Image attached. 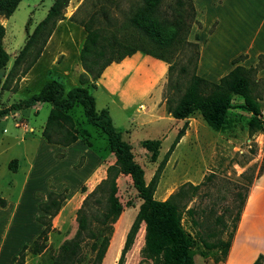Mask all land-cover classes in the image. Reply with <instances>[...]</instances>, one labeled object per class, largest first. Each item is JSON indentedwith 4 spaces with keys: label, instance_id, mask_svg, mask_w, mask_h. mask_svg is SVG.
Listing matches in <instances>:
<instances>
[{
    "label": "rangeland",
    "instance_id": "obj_1",
    "mask_svg": "<svg viewBox=\"0 0 264 264\" xmlns=\"http://www.w3.org/2000/svg\"><path fill=\"white\" fill-rule=\"evenodd\" d=\"M139 1L68 0L67 6L62 9L65 17L55 23L51 34L54 35L51 45L33 67L27 81H22L26 76V74L22 75V70L27 64V60H23L6 80L5 86L0 87V110L38 93L46 81L55 79L58 68L56 65H51V55L55 51L57 53L63 51L69 55L63 60L66 66L75 62L77 48L80 44L82 45L86 35L84 28L80 25L81 20L88 19L94 11L97 12L99 21L106 20L101 14V9H104L109 12L110 21H116L117 25L123 26L126 23L125 15L129 7L136 6ZM174 1L163 0V7L169 9L174 6ZM53 2L54 0H20L12 14L0 16V22L5 29L2 44L9 55L6 66L0 70L2 81L6 79L28 35L46 16ZM202 17L206 19L207 15L204 14ZM193 25L188 33L190 41H195L193 35L190 37ZM173 57L176 59L175 74H178L180 64L185 60L181 58L180 50L175 51ZM58 59L59 62L62 61V58ZM142 65L149 69V73L145 72L144 76L139 75L135 82L129 80L131 84L141 83L147 89L150 84L154 85V80L159 77V71L151 70L147 62ZM191 68L192 66L189 65L188 70ZM90 79L89 77V81ZM126 81L127 79L123 82ZM166 82L167 76L162 88L163 102ZM184 83L185 80L182 81L180 91L176 92V98L183 92ZM63 85L65 91L72 87L69 81H65ZM172 91L169 90V93ZM101 96L103 100L111 101L106 95L98 93V106L102 104ZM135 99L137 102L128 111L130 113L134 112L139 103H145L141 95ZM113 101H117V96L113 97ZM232 101L233 107L229 112L233 123L227 130L219 132L233 143L228 149L222 151L223 154L214 152L213 137H216L217 133L207 125L199 113H195L188 119V122L192 123L188 140L180 144L177 142L173 147L175 130L166 132L163 135L164 138H161L162 131L153 132L154 134H146L142 130L122 133L123 139L132 147L134 159L144 169L146 182L151 180L159 163L172 147L160 172L154 197L160 200L171 197L182 207L181 224L190 244V256L194 264H211L207 260V254L195 243L196 237H199V231H203L205 235L214 231L215 235L209 237V240L224 242L230 240L236 217L243 209L254 176L258 169L264 168V138L259 136L263 132L250 127V113L239 107L242 97L234 95ZM115 106L111 103L109 107L115 125L119 126L123 113L118 112ZM78 107L80 109H72L71 115L75 120L79 138L67 150L64 147L57 149L55 145L47 143L41 135L51 109L50 103L39 102L27 109L11 110L0 114V195L7 197L14 195L12 193L14 189L10 185V181H13L12 176L17 181L22 179L21 174L14 175L7 169L6 163L17 157L24 158V164L29 165L27 190L28 188L30 191L42 190L48 187L56 192L65 191L61 210L52 220L55 227L48 235L46 249L36 257L35 264H52V254L65 239L71 238L77 229L76 211L83 198L104 178L101 176L102 170L106 172V166L115 160L114 154L109 150L106 136L97 127L87 123L81 112L82 107ZM259 118L262 120V116ZM180 128L181 126L178 130ZM155 137L161 138V148L157 160L152 162L150 153L141 146V141ZM37 195L42 199L46 198L44 193L38 192ZM117 196L123 209L117 220L112 223V232L107 233L109 244L101 264L118 263L127 232L142 203L127 175H119L117 178ZM26 198H29L28 193L25 194L19 207V212L23 215L27 214L25 201L28 199ZM28 207H31V203ZM188 208L193 210V218L199 223L198 228L192 224L187 215ZM144 232L145 225L142 223L122 264H152V261L144 258L142 253ZM254 241L258 248L264 247L263 237H255ZM90 256L91 254L86 250V260L82 264H88ZM262 262L264 264V260Z\"/></svg>",
    "mask_w": 264,
    "mask_h": 264
},
{
    "label": "trees",
    "instance_id": "obj_2",
    "mask_svg": "<svg viewBox=\"0 0 264 264\" xmlns=\"http://www.w3.org/2000/svg\"><path fill=\"white\" fill-rule=\"evenodd\" d=\"M19 2L20 0H0V16L12 14ZM174 3V6L167 9L163 7V0H140L136 6L129 7L123 26L117 25L116 21H110L109 12L104 9H101V14L106 20L99 21L97 12H92L88 19L80 21L86 35L79 54L84 69L78 77L79 85L65 91L60 81L50 79L38 93L0 110L2 114L32 107L37 102L50 103L51 109L41 135L48 143L69 146L79 138L70 110L80 105L87 123L97 127L106 136L109 150L114 154L115 160L107 166L106 176L83 198L76 211L77 229L74 235L65 239L52 254V264H82L86 260V250L91 254L88 264H101L109 244L107 233L112 232V223L117 220L123 209L117 196L119 175L130 177L142 203L127 232L117 264L123 263L142 223L145 225L142 248L144 258L151 260L152 264H194L189 253L190 244L181 224L182 207L171 197L163 200L154 197L160 172L172 147L184 135L188 121L186 120L178 130L168 154L159 163L151 180L146 182L144 169L134 159L131 145L122 137L123 131L114 125L107 108H96L95 98L85 86L89 77L96 80L112 62H119L136 52L165 62L168 69L163 97L166 111L174 118L188 119L199 113L211 129L225 131L233 123L229 112L233 107V96L240 95L242 102L239 107L250 113V127L264 132V120L262 122L259 118L260 100L264 95V78L257 76L258 71L264 68L263 56H259L254 66L235 65L218 82L197 75L199 46L197 41L188 39L191 26L196 24L200 27L193 0H175ZM67 4L68 0H54L46 16L28 35L6 79L2 81L0 78L1 88L21 61L27 60L22 75L36 62L54 30L55 23L65 17L62 9ZM4 33V26L0 22V70L6 66L9 59L2 44ZM177 50L181 51V58L185 62L180 64V72L175 74L176 59L173 53ZM241 57L243 55L234 59L233 63ZM189 65L192 66L191 70H188ZM183 80L185 88L176 98L175 94L180 91ZM169 90L173 91L169 93ZM141 146L150 153V160L155 162L159 156L161 140L146 138L141 141ZM16 163L17 159L14 158L10 160L8 167L14 170ZM64 200L65 191L56 192L51 188L47 197L39 202L38 207L43 214L37 215L36 220L43 228L30 245L22 246L14 257L16 263L24 261L27 251L36 254L44 252L48 234L52 230V219L60 211ZM2 203L0 199V204ZM186 213L192 224L198 228L199 223L193 218V210L188 208ZM239 216L240 214L236 217L228 241L209 240L215 232L210 231L205 235L200 230L199 238L203 246L207 249L223 246L222 257L225 258ZM263 260L264 255L260 254L252 264H263Z\"/></svg>",
    "mask_w": 264,
    "mask_h": 264
},
{
    "label": "crops",
    "instance_id": "obj_3",
    "mask_svg": "<svg viewBox=\"0 0 264 264\" xmlns=\"http://www.w3.org/2000/svg\"><path fill=\"white\" fill-rule=\"evenodd\" d=\"M193 4L196 19L200 22V27L193 25L190 34V37L194 36L193 38L199 46L197 75L209 81L218 82L235 65L250 67L256 65L260 55L264 59V0H193ZM204 14L207 15L206 19L202 17ZM196 36L197 40L195 39ZM53 37L54 35L49 37L40 56L27 71L22 81H27L33 67L51 45ZM81 46L80 44L77 48L75 62L69 66L63 62L69 56L66 52L59 51L57 53L55 51L57 54L52 53L51 65H56L58 68L55 79L62 84L69 81L72 87L79 85V74L84 71L79 57ZM242 55L243 57L233 63L234 59ZM58 58H62V61L59 62ZM145 62L149 64L151 70L159 71L158 79L154 80V85L150 84L147 89L141 83L131 84L132 81L137 80L139 75L144 76L145 72H148L149 69L142 65ZM167 69L168 66L165 62L142 52H136L119 62H112L103 70L99 78L90 79L85 86L93 94L98 110L109 109L114 125V117L109 107L111 103L116 105L118 112L123 113L120 125H115L123 132L133 133L142 130L146 134H154L153 132L162 131L161 138H164L163 135L170 130H175L177 134L178 127L190 119V117L177 119L166 111L165 103L162 101V88L167 76ZM257 76L264 78V68L258 71ZM125 79L127 81L124 83ZM98 93L110 98L111 103L103 100L101 96L102 104L98 106ZM140 95L145 103H139L134 112H128L137 102L134 98H138ZM114 96H117L115 102L113 101ZM260 105L262 120H264V95L260 100ZM78 106L72 109L79 108ZM81 112L83 113V111ZM188 124L189 126L187 125L184 135L177 144L188 140L192 123L188 122ZM216 133L217 136L213 137V150L223 154L222 151L228 149L233 142L226 139L221 132L216 131ZM259 136L264 138V132L260 133ZM161 138L155 137L154 139L161 140ZM74 143L69 146L50 144L55 145L59 150L63 147L67 150ZM16 159L15 169H9V162L6 163L7 169L12 171L14 175L21 174L22 179L17 181L12 176L13 181H10V185L14 189L12 191L14 195L9 197L0 195L3 202L0 204V264H35V259L40 255L39 253L27 251L22 263H16L14 257L18 255L24 244L30 245L43 228V225L36 220L37 215L43 214L38 207L39 202L43 199L38 197L37 193H44V196L47 197L50 189L47 187L42 190L32 189L30 191L29 188L27 190L29 165L24 164L22 157ZM105 173L103 169L101 176L105 177ZM26 193L29 196L26 198L28 200L25 201L27 214L23 215L19 212V207ZM29 203H31V209L28 207ZM53 227H55L54 224H52V229ZM255 237L264 238V168L258 169L249 187L226 257H222L223 246L207 249L199 237H196L195 243L207 254V260L211 264H252L258 254L264 255V247H257L254 241Z\"/></svg>",
    "mask_w": 264,
    "mask_h": 264
}]
</instances>
